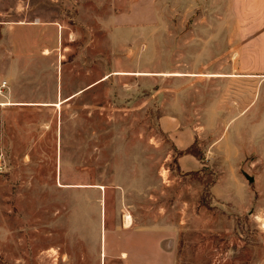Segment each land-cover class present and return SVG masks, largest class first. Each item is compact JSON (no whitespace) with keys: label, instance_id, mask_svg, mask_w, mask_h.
I'll return each mask as SVG.
<instances>
[{"label":"rangeland","instance_id":"374dc122","mask_svg":"<svg viewBox=\"0 0 264 264\" xmlns=\"http://www.w3.org/2000/svg\"><path fill=\"white\" fill-rule=\"evenodd\" d=\"M130 1L32 0L64 22L46 35L0 0V264H264V78L224 75L246 20L231 0ZM129 8L142 31L117 42ZM165 115L193 130L196 172Z\"/></svg>","mask_w":264,"mask_h":264},{"label":"crops","instance_id":"0c3cea01","mask_svg":"<svg viewBox=\"0 0 264 264\" xmlns=\"http://www.w3.org/2000/svg\"><path fill=\"white\" fill-rule=\"evenodd\" d=\"M83 0H74L76 3L74 6L76 8L83 5ZM158 0H131L130 6H137L146 4L148 7H155V2ZM232 10L234 17L239 20L244 18L246 20L244 26L247 33L246 37V51L241 54V60L238 65L230 66L224 74L225 76H236L238 73H242V76H262L264 78V0H231ZM15 9H18L17 12L22 14L26 19H19L17 21H9L10 23H21L32 25L30 28L34 27L39 23L44 24V32L46 35L50 34L53 31H56L57 28L55 25L59 26V32L64 33L63 21L57 19H48L45 15L38 14L33 17L29 16V12L33 9L34 5L32 0H15ZM135 10L132 8L128 10H117L113 12L109 18L108 22L110 23V31L114 35V40L117 42L123 41L125 36H121L122 32L125 33L126 29L131 28L133 31L141 32L142 31V20L136 19L134 16ZM73 18V17H72ZM74 21H79L77 15L74 16ZM82 23L83 20L81 19ZM243 21V20H242ZM0 23H6V20H0ZM79 23V22H77ZM63 29V30H62ZM73 34V33H72ZM71 35V34H70ZM222 68H215L214 74H205L207 76L213 77H224L219 74L222 73ZM168 73H182L184 76L188 75L185 71H171ZM182 75V76H183ZM175 76V75H174ZM94 82L89 83L82 87L80 90L90 88ZM246 115V114H245ZM241 118H236L233 122L240 121ZM162 129L172 138L173 143L176 148L184 149L193 141V130L190 127H183L180 125V119L177 115H165L161 116L159 119ZM235 125V123L233 124ZM239 124H237L238 126ZM179 165L184 171L196 170L200 166V163L192 156L184 154L179 157ZM215 189V186L213 187ZM214 191V190H213ZM216 197L218 196L214 192Z\"/></svg>","mask_w":264,"mask_h":264},{"label":"trees","instance_id":"16d2710c","mask_svg":"<svg viewBox=\"0 0 264 264\" xmlns=\"http://www.w3.org/2000/svg\"><path fill=\"white\" fill-rule=\"evenodd\" d=\"M191 150H192V144L183 150H179V156L184 155L185 153H192ZM196 171L197 170H193L192 172H196Z\"/></svg>","mask_w":264,"mask_h":264},{"label":"bare ground","instance_id":"6f19581e","mask_svg":"<svg viewBox=\"0 0 264 264\" xmlns=\"http://www.w3.org/2000/svg\"><path fill=\"white\" fill-rule=\"evenodd\" d=\"M212 76H214V75H212ZM72 97V96H71ZM124 220H125V223L126 224H129V222H130V216L129 215H125L124 216Z\"/></svg>","mask_w":264,"mask_h":264},{"label":"water","instance_id":"95a60500","mask_svg":"<svg viewBox=\"0 0 264 264\" xmlns=\"http://www.w3.org/2000/svg\"><path fill=\"white\" fill-rule=\"evenodd\" d=\"M248 179H249V181H251V180H252V178H251V177H249Z\"/></svg>","mask_w":264,"mask_h":264}]
</instances>
